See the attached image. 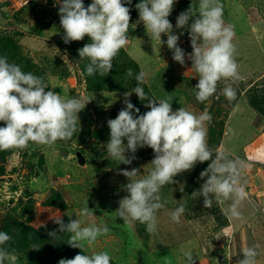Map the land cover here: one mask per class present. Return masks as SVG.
I'll return each mask as SVG.
<instances>
[{
    "label": "rangeland",
    "instance_id": "374dc122",
    "mask_svg": "<svg viewBox=\"0 0 264 264\" xmlns=\"http://www.w3.org/2000/svg\"><path fill=\"white\" fill-rule=\"evenodd\" d=\"M83 2L87 7L92 0ZM139 2L131 0L125 5L131 16L129 43L114 59L111 71L106 76H89L85 71L89 61L80 60L78 49L90 40L85 36L82 41L64 43L55 0H30L19 9L0 0V56H7L24 72L43 77L62 96L90 100L79 113L80 125L70 140L57 141L52 147L31 144L25 150L0 151V231L12 237L7 247L17 257L15 264H50L51 260L58 264L60 259L74 258L75 252L83 254L68 245V234L58 232V218L65 224L77 218L84 226L106 224L109 233L84 253L106 251L111 264H164L165 256L174 264H184V248H192L195 264H232L237 237L244 244L264 245V0H220L225 23L234 26L242 79L232 83L236 100L229 102L222 95L226 82L221 81L217 93L203 103L195 98L199 78L187 58L192 52L189 29L175 27L178 15L190 6L196 11L199 0H176L169 16L173 34L179 36L178 46L186 54L184 65L173 60L166 43L160 48L156 42L152 45L139 21L135 7ZM162 40L167 36L162 34ZM128 69L134 76L145 70V92L157 101L171 97L174 111L180 107L197 115L209 111V147L225 149L230 158L248 165L242 220H229L223 213L226 205L213 201L211 208H205L202 196L192 197L206 181L200 173L210 161L198 162L162 188L164 207L157 212L155 234H149L145 224L126 225L118 217L119 201L128 195L125 185L129 182L121 172L135 168L139 170L136 179L143 178L154 159L153 150L144 147L126 153L135 156L131 164H119L106 150L110 139L107 121L117 117L125 107L124 93L136 86L134 76L126 75ZM130 102L139 114L149 110L145 107L148 101L141 102L134 92ZM86 203L93 215L80 217ZM181 204L186 211L175 223L170 213Z\"/></svg>",
    "mask_w": 264,
    "mask_h": 264
},
{
    "label": "clouds",
    "instance_id": "9594fccd",
    "mask_svg": "<svg viewBox=\"0 0 264 264\" xmlns=\"http://www.w3.org/2000/svg\"><path fill=\"white\" fill-rule=\"evenodd\" d=\"M55 2L59 4L64 43L82 41L87 36L90 42L78 49L80 60L89 61L85 71L89 76H106L113 68L114 59L129 43L131 16L130 8L125 5L131 4V0H92L87 7L83 0ZM175 2L140 0L135 7L152 45L156 42L160 48L166 43L173 60L184 65L186 54L178 46L179 36L173 34V24L169 20ZM175 27L189 29L192 52L187 58L199 78L194 87L196 100L201 103L210 100L221 81L226 82L222 95L229 102L236 100L237 92L232 83L241 80L242 76L233 43L235 31L234 26L223 19L220 0H199L196 11L190 6L178 15ZM162 34L167 36L166 41L162 40ZM126 75L134 76L131 69ZM134 79L136 86L124 93L125 107L115 119L107 121L110 139L106 150L119 164H131L135 156L126 153L134 154L144 147L153 150L154 159L150 162L151 170L143 178L136 179L139 170L135 168L121 172L129 182L125 185L128 195L119 201L118 217L126 225L145 224L146 231L155 234L157 212L164 207L160 195L162 188L175 183L174 177L192 170L198 162L210 161L200 173L202 179H207L192 197L202 196L205 208H211L213 201L226 205L223 213L229 220H242L248 165L242 159L230 158L225 149L209 147L207 125L212 121L209 111L205 109L199 115L184 107L174 111L171 97L157 101L145 92L142 87L148 82L145 70L135 74ZM133 92L141 102L148 101L145 105L148 111L139 114V108L130 102ZM89 101L62 96L51 90L43 77L24 72L19 65L9 62L7 56H0V122L4 124L0 127V151L25 150L31 144L52 147L57 141L70 140L80 125L79 113ZM185 211V206L179 205L170 213L171 220L179 223ZM92 215L93 211L86 203L79 216L88 218ZM55 223L59 225V233L68 234V245L83 253L71 259H60L58 264H111L112 257L106 251L84 253L86 247L109 233L106 224L93 222L84 226L79 218L67 224L58 218ZM11 240L7 232L0 231V264L16 262L17 257L7 247ZM258 248L259 245L245 247L238 264H258ZM193 253L192 248L181 249L184 264H195ZM164 264H174V261L165 256Z\"/></svg>",
    "mask_w": 264,
    "mask_h": 264
},
{
    "label": "crops",
    "instance_id": "0c3cea01",
    "mask_svg": "<svg viewBox=\"0 0 264 264\" xmlns=\"http://www.w3.org/2000/svg\"><path fill=\"white\" fill-rule=\"evenodd\" d=\"M55 6V5H52ZM238 238V243H237V248H236V252H235V257H233V263L232 264H238V260L242 258V250L245 247H250L253 245H259L258 248V252H259V256H258V264H264V245H261V243L258 242H246L244 244V242H242V238L241 237H237Z\"/></svg>",
    "mask_w": 264,
    "mask_h": 264
},
{
    "label": "built area",
    "instance_id": "2783aa9c",
    "mask_svg": "<svg viewBox=\"0 0 264 264\" xmlns=\"http://www.w3.org/2000/svg\"><path fill=\"white\" fill-rule=\"evenodd\" d=\"M7 1L11 7H13L14 9H19V8H22L30 0H7ZM227 235L225 234V236Z\"/></svg>",
    "mask_w": 264,
    "mask_h": 264
},
{
    "label": "trees",
    "instance_id": "16d2710c",
    "mask_svg": "<svg viewBox=\"0 0 264 264\" xmlns=\"http://www.w3.org/2000/svg\"><path fill=\"white\" fill-rule=\"evenodd\" d=\"M0 11H3V7H2V5H0ZM77 254V252H75V254L74 255H76ZM53 263V260H51V263L50 264H52Z\"/></svg>",
    "mask_w": 264,
    "mask_h": 264
}]
</instances>
